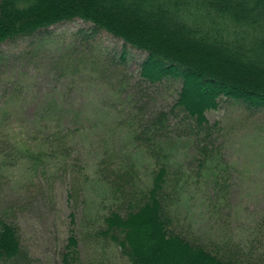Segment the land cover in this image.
Segmentation results:
<instances>
[{
	"label": "rangeland",
	"instance_id": "rangeland-1",
	"mask_svg": "<svg viewBox=\"0 0 264 264\" xmlns=\"http://www.w3.org/2000/svg\"><path fill=\"white\" fill-rule=\"evenodd\" d=\"M123 43L75 18L0 44V124L10 128L0 133V147L8 131L10 141H17L19 147L49 152L48 116L69 122L85 146L81 155L71 150L66 163L42 156L41 169L32 171L23 157L0 174L5 175L0 176V216L17 225L25 254L19 261L2 264H62L70 236L77 239L85 263L132 264L118 240L105 232L103 217L118 205L95 173L102 140L113 135L119 143L124 138L118 121L128 113L123 107L129 105L128 92L145 111L159 109L176 96L180 80L144 83L137 75L146 53ZM119 82L124 87L117 96ZM61 89V100L72 111L60 117L52 113L53 107L47 115L43 102ZM206 117L213 130L211 140L205 142L219 159L208 162L212 168L207 162L199 168L200 152L186 148L183 137L178 139L169 169L184 172L187 187L171 205L174 225L191 231L196 227L203 242L230 237L232 242H246L247 252L253 246L254 252L264 253V106L223 96ZM40 119L45 125L37 123ZM181 120V115L168 119L173 137ZM113 129L117 133H111ZM137 150L139 186L145 187L155 165ZM76 164L86 165V183L75 173ZM205 169L214 171V176L193 179L190 175ZM220 183L226 187L225 195L217 192ZM72 189L77 190L71 194Z\"/></svg>",
	"mask_w": 264,
	"mask_h": 264
},
{
	"label": "trees",
	"instance_id": "trees-1",
	"mask_svg": "<svg viewBox=\"0 0 264 264\" xmlns=\"http://www.w3.org/2000/svg\"><path fill=\"white\" fill-rule=\"evenodd\" d=\"M75 18L145 52L137 75L144 83L180 80L173 100L149 112L128 92L129 105L123 106L128 113L118 121L124 138L119 143L113 135L102 140L95 173L118 205L103 217L105 232L118 240L132 264H264V253L254 252L253 246L247 252L244 241L223 237L214 243L212 239L203 242L195 234L196 227L191 231L174 225L171 205L177 194L184 195L187 181L184 172L169 169L180 137L186 148L200 152L199 168L219 159L205 141L211 140L213 130L206 111L217 108L221 97L264 106V0H0V44ZM119 83L117 96L124 87ZM56 93L43 102L47 115L53 107L55 115H68L72 110L61 100L64 92ZM177 115L184 122L173 137L168 119ZM43 119L37 121L40 126L45 125ZM47 121L51 138L46 153L19 147L7 131V145L0 147V174L23 157L30 170L38 171L42 156L66 163L71 150L81 155L85 146L75 136V128L58 117L48 116ZM8 128L0 124V133ZM137 149L155 165L145 187L139 186ZM74 171L88 181L85 164H76ZM194 174H190L193 179H204L215 172L205 169ZM225 189L220 183L217 192L225 195ZM67 248L62 264H115L83 262L74 236L68 238ZM23 252L17 225L0 216V263L19 261Z\"/></svg>",
	"mask_w": 264,
	"mask_h": 264
}]
</instances>
